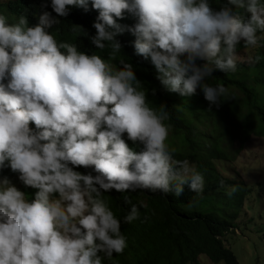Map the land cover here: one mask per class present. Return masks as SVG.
Segmentation results:
<instances>
[{
	"label": "clouds",
	"instance_id": "obj_1",
	"mask_svg": "<svg viewBox=\"0 0 264 264\" xmlns=\"http://www.w3.org/2000/svg\"><path fill=\"white\" fill-rule=\"evenodd\" d=\"M74 14L92 20L90 42L72 37L80 28ZM125 18L137 21L117 22ZM126 31L135 55L153 65L166 93L185 99L200 89L218 108L233 97L224 85L207 81L216 71H237V45L254 49L258 33L264 39V0H226L219 10L210 0L5 2L0 264H105L127 247L122 222L140 216L127 194L180 197L184 187L203 193L205 177L196 164L174 158L167 107L151 106L132 64L121 56L117 37ZM97 49L109 50L108 59ZM229 187L231 196L235 188ZM112 190L131 204L123 221L106 195ZM211 259L238 264L235 254Z\"/></svg>",
	"mask_w": 264,
	"mask_h": 264
},
{
	"label": "trees",
	"instance_id": "obj_2",
	"mask_svg": "<svg viewBox=\"0 0 264 264\" xmlns=\"http://www.w3.org/2000/svg\"><path fill=\"white\" fill-rule=\"evenodd\" d=\"M225 2L210 0L216 10ZM4 6L5 3H0V11ZM91 21L86 15L74 14L73 25L80 28L73 31L72 37L90 42L89 38L95 35L90 26ZM136 21L135 18L129 21L125 18L117 22L134 26ZM261 34L258 33L261 39L254 49L245 47L243 42L237 45L238 64L235 73L216 71L207 81L211 85H224L233 97L222 100L218 108L210 106L200 89L193 97L185 99L166 93L156 80L153 65L135 55L132 34L126 31L117 37L122 44L121 56L132 64L137 79L147 90L151 106L167 107L170 119L166 122L171 125L169 143L175 152L174 158L180 161L189 159L196 164L197 170L204 174L205 187L200 195L184 187L180 197L159 191L127 194L131 203L139 208L140 216L132 223L122 222L121 231L126 236L127 247L123 254L105 260V264H200L202 255L210 259H220L226 254L234 255L225 246L224 236L236 227L234 222L240 214L243 200L252 198L254 205L256 202L262 205L264 192L255 184H235L221 174L217 161L232 158L234 135L242 137V144L253 133L264 136V39ZM250 50L251 53L255 51V57H260L259 62H242V53ZM108 51L97 49L98 55L105 59H108ZM118 61L119 57L113 64L118 65ZM202 124L207 128L200 130ZM84 170L79 171L87 174ZM221 180L224 181L223 187L220 185ZM229 186L235 188L231 196L227 194ZM106 195L113 211L123 221L131 204L125 202L124 194L115 190ZM196 202L224 206L228 210V219H224L220 225L221 217L217 213L199 212L195 205L188 208Z\"/></svg>",
	"mask_w": 264,
	"mask_h": 264
},
{
	"label": "rangeland",
	"instance_id": "obj_3",
	"mask_svg": "<svg viewBox=\"0 0 264 264\" xmlns=\"http://www.w3.org/2000/svg\"><path fill=\"white\" fill-rule=\"evenodd\" d=\"M9 0H0L5 3ZM242 53V62L252 63L255 60V51ZM206 125H200L199 129H206ZM231 151L233 156L227 161H217V168L221 174L236 183L255 184L264 192V136L253 133L249 140L242 144V137L234 135ZM233 159V161H231ZM227 191H231L227 187ZM196 206L199 212H215L220 217L228 219V210L222 205L211 202H196L189 207ZM235 231L237 234H235ZM264 202L261 205L253 204L252 198L243 200L241 213L236 220V228L224 236L227 248L231 249L237 257L238 264H264ZM200 264H225L213 263L202 255Z\"/></svg>",
	"mask_w": 264,
	"mask_h": 264
}]
</instances>
